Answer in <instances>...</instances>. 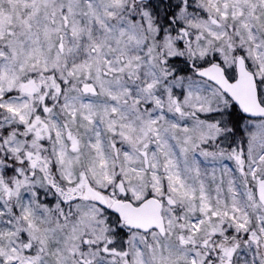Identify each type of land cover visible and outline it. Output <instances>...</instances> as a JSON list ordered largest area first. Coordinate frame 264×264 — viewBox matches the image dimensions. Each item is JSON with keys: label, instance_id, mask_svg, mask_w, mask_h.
<instances>
[{"label": "snow or ice", "instance_id": "snow-or-ice-1", "mask_svg": "<svg viewBox=\"0 0 264 264\" xmlns=\"http://www.w3.org/2000/svg\"><path fill=\"white\" fill-rule=\"evenodd\" d=\"M0 264H264V0H0Z\"/></svg>", "mask_w": 264, "mask_h": 264}]
</instances>
